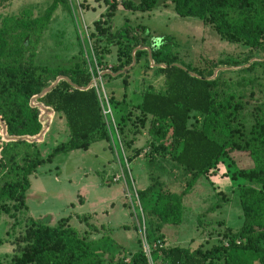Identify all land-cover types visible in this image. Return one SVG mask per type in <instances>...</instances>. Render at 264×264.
<instances>
[{
	"label": "trees",
	"instance_id": "obj_1",
	"mask_svg": "<svg viewBox=\"0 0 264 264\" xmlns=\"http://www.w3.org/2000/svg\"><path fill=\"white\" fill-rule=\"evenodd\" d=\"M96 1H103L107 10L93 22L92 52L81 46L79 56L68 65L51 66L37 59L53 13L59 6L68 10V0H52L37 16L29 7L0 16V216L20 224L17 218L28 212L26 194L38 168L58 155L86 151L95 142L109 144L111 134L116 135L127 165L145 152L148 184L135 191L140 209L135 229L143 232L151 262L141 239H137V249L127 254L112 246L109 234H100L103 226L97 227L92 215L83 214L75 215L86 227L82 232L70 224L71 216L58 219L53 226L29 216L23 235L13 244L16 249L8 260L0 257V264H264V61L251 53L240 60L197 69L176 61L168 36L151 43L145 27L138 26L140 35L127 20L121 27H113L118 5L129 12H149L169 4L177 16L210 25L221 40L261 54L264 0ZM113 47L117 62L109 69L111 74L104 76L114 77L112 74L143 60L145 73L149 70L151 76L163 77L160 87L151 84L142 89L136 103L108 95L117 120L114 124L110 116L102 115L99 82L91 83L99 76L97 65L102 66L95 56L100 59ZM138 47L143 49L134 51ZM219 66L241 67L237 71L249 76L232 80L225 75L229 71L214 74ZM58 77L65 79L38 97ZM123 85H128L127 76ZM39 105L62 119L68 133L67 140L46 157L39 141H32L51 118ZM246 117L251 120L249 125ZM144 129L147 151L135 148L136 136ZM234 153L244 154L252 165L237 167ZM222 168V175L245 183L237 187L242 215L239 229L233 233L226 226L219 233L226 245L223 240L209 248L169 244L163 228L182 224L184 197L200 179L211 184L210 178ZM176 187L178 191L173 190ZM215 199L211 211L226 196L215 193ZM90 234L100 237L91 239Z\"/></svg>",
	"mask_w": 264,
	"mask_h": 264
},
{
	"label": "rangeland",
	"instance_id": "obj_2",
	"mask_svg": "<svg viewBox=\"0 0 264 264\" xmlns=\"http://www.w3.org/2000/svg\"><path fill=\"white\" fill-rule=\"evenodd\" d=\"M51 2L52 0H0V16L15 14L25 7H29L32 14L37 16ZM68 3V10L59 6L53 13L40 41L37 59L42 63L51 66L68 65L79 56L81 46L86 52H92V39H89V36L94 33L93 22L106 12L107 6L103 1L96 0H68ZM125 20L135 28L138 35V26L145 27L151 35L148 38L151 43H159L163 37L168 36L169 49L176 61L197 69L217 64L219 61L240 60L251 53L264 61V53L251 52L243 45L221 40L210 25L192 17L177 16L169 4L149 12H129L118 5L113 27H121ZM95 58L102 66L97 65L99 76L94 79H97L96 82H99L100 90L106 97L114 95L120 101L124 99L126 103H136L142 89L151 84L160 87L163 82L161 75L151 76V71H143V60L141 64L124 70L128 72L122 77L104 76L117 62L115 47L102 58L99 59L97 55ZM239 68L241 67L219 66L217 70L229 71L225 75L232 80L247 79L249 73L238 72ZM126 76L127 87L123 85V78ZM46 112V115L51 114V118L43 129L44 141L43 137L39 141L44 157L50 152V145L58 141L55 134H68L65 126L61 127L58 122L57 115L48 110ZM111 114L117 122L112 109ZM245 121L247 125L251 123L248 117ZM115 137L116 135L111 134L109 144L98 141L86 151L76 150L58 155L51 163L38 168L31 177V187L26 198L28 213L50 226L62 217L71 216L70 224L82 232L86 227L78 222L75 215H92V222L97 227L103 226L100 234H109L112 246L124 249L128 254L137 249V239L142 240L143 249L147 250L143 232L141 229L139 232L135 229L140 216L135 191L145 188L148 184L145 152L142 150L145 148L147 151L148 135L144 129L143 134L136 136L135 148L142 151L130 165L125 163L123 151L117 146L119 141ZM232 158L237 167L252 165L244 154L234 153ZM220 172L224 173L225 168L220 169L217 176L210 178L211 184L205 179H200L192 193L184 197V221L180 225H165L163 229L169 244L190 248L201 245L203 248H209L212 244L226 239L219 236L225 228L229 227L233 233L239 229L242 215L237 187L244 186L245 183L240 179H229L228 175H222ZM115 176H119L116 182L113 181ZM173 190L178 191V188ZM215 193L224 194L226 201H220V207L211 211L216 203ZM28 217L27 213L19 215L17 219L20 224L17 225L8 216H0V257L7 256L5 260H8V256L16 249L13 244L17 237L23 235L24 221ZM100 234H90V238L98 239ZM149 261L151 262L150 255ZM156 264H159V261Z\"/></svg>",
	"mask_w": 264,
	"mask_h": 264
},
{
	"label": "water",
	"instance_id": "obj_3",
	"mask_svg": "<svg viewBox=\"0 0 264 264\" xmlns=\"http://www.w3.org/2000/svg\"><path fill=\"white\" fill-rule=\"evenodd\" d=\"M138 49H143V48L138 47V48H136L134 51H136V50H138ZM146 49H147L148 52H149V49H148V48H146ZM149 60L152 61L151 56H150V53H149ZM132 65H133V64H132ZM132 65H131V66H132ZM131 66H129V67H127V68H125V69H123V70H121V71H118V72L112 74V76L115 77V76L119 75L121 72H124V70L129 69ZM217 71H218V70H215L214 74H215ZM106 73H107V74H111L109 71H107ZM62 79H65V78H63V77H58V78L54 81V83L51 84L48 88L44 89V90L40 93V95H39L38 97L42 96V95L45 94L46 92H48V91H50L51 89H53V88L58 84V82H59L60 80H62ZM96 80H97V79L92 80L91 83H95ZM39 107H40L41 110H42V109L44 110L43 114L47 113V112H46V110H47L46 108H44V107L41 106V105H39ZM41 120H42V118H41ZM4 130H5V128H4V126H3V127H2L3 135H4V132H5ZM43 132H44V130H42V132H41L37 137H35L34 139H32V141H35V140H36V141H40L41 138H42Z\"/></svg>",
	"mask_w": 264,
	"mask_h": 264
},
{
	"label": "built area",
	"instance_id": "obj_4",
	"mask_svg": "<svg viewBox=\"0 0 264 264\" xmlns=\"http://www.w3.org/2000/svg\"><path fill=\"white\" fill-rule=\"evenodd\" d=\"M102 100H103V102H101L102 115H103L104 117H106V116H110V117H111V120H112V122H113V124H114V121H113V118H112V114H111V109H110V106H109V104H108L107 97H106V95H105L103 92H102ZM118 179H119V176H115V177L113 178V181L116 182V181H118ZM224 244L226 245V241H224ZM145 251H146L147 256H148V258H149L148 247H147V250L145 249Z\"/></svg>",
	"mask_w": 264,
	"mask_h": 264
},
{
	"label": "crops",
	"instance_id": "obj_5",
	"mask_svg": "<svg viewBox=\"0 0 264 264\" xmlns=\"http://www.w3.org/2000/svg\"><path fill=\"white\" fill-rule=\"evenodd\" d=\"M58 122L59 123H61V127H64L65 125H64V121L62 120V119H58ZM66 128V127H65ZM66 132H67V129H66ZM43 137V141H44V137L45 136H42ZM55 139H57L58 141L56 142V143H53V144H51L50 145V149H52L53 147H55L58 143H60V142H65L66 140H67V138H68V135L66 134V135H64L63 133L61 134V136H59L58 134H55ZM212 178H214V177H212ZM215 180V179H214ZM211 181H212V179H211ZM188 196V195H187ZM29 213L27 212V216H32V215H28ZM34 217V216H33ZM36 218V217H35ZM164 229V228H163Z\"/></svg>",
	"mask_w": 264,
	"mask_h": 264
}]
</instances>
